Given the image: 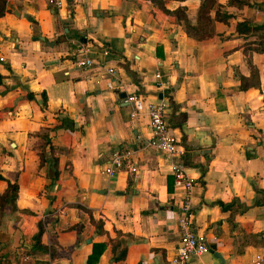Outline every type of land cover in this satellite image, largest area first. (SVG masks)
Returning a JSON list of instances; mask_svg holds the SVG:
<instances>
[{
	"label": "crops",
	"instance_id": "crops-1",
	"mask_svg": "<svg viewBox=\"0 0 264 264\" xmlns=\"http://www.w3.org/2000/svg\"><path fill=\"white\" fill-rule=\"evenodd\" d=\"M160 1H67L56 10L7 0L0 194L8 184L17 193L1 209L0 264H86L93 246L103 247L97 264H170L183 189L169 160L144 148L148 106L160 101L193 183L190 229L209 247L188 264H264V53L247 50L255 36L237 33L240 23L264 26V0H214V32L200 39L167 12L184 9L194 27L201 0ZM217 7L226 22L215 20ZM82 48L89 68L74 64ZM130 149L137 174L106 176L111 156ZM39 230L50 251L30 255Z\"/></svg>",
	"mask_w": 264,
	"mask_h": 264
},
{
	"label": "built area",
	"instance_id": "built-area-1",
	"mask_svg": "<svg viewBox=\"0 0 264 264\" xmlns=\"http://www.w3.org/2000/svg\"><path fill=\"white\" fill-rule=\"evenodd\" d=\"M47 5L53 9H62L67 1L78 2L79 0H45ZM87 51L80 49L74 59V64L77 68L84 69L93 66V60L86 57ZM4 60L0 58V62ZM107 74L115 76L113 69H108ZM158 81L157 88L161 87V75L157 74ZM137 97H132L127 100L129 103L135 102ZM168 106L160 101L152 103L148 106V117L151 127V138L144 144V148L164 155L169 160L170 173L174 178V186L183 189V202L180 205V216L178 217V224L182 230L178 246L176 248L175 256L170 260V264H188L193 258H200L209 252V247L206 241L195 235L190 229V191L192 188V181L187 177L184 169L179 164L183 153L177 148L176 141L169 133L168 125L165 121V114ZM137 116L134 110L130 117L135 119ZM136 152L134 150H122L111 156L107 162L103 173L108 177H114L121 172L129 175L137 174V167L135 163ZM28 258H25L27 260ZM258 264V261L255 262Z\"/></svg>",
	"mask_w": 264,
	"mask_h": 264
},
{
	"label": "trees",
	"instance_id": "trees-1",
	"mask_svg": "<svg viewBox=\"0 0 264 264\" xmlns=\"http://www.w3.org/2000/svg\"><path fill=\"white\" fill-rule=\"evenodd\" d=\"M152 3L161 6L162 3L160 0H149ZM178 1H186V0H178ZM202 4L200 6L199 12H198V23L196 26H191L188 23L187 17L185 15V10L182 8L177 9L176 11L170 13L173 15L179 23H182L183 28L185 29V32L188 37L192 39H200V38H206L213 34V21L210 19V13L215 7V1L214 0H201ZM229 4L231 5H245L246 3L239 2V0H230ZM7 10V0H0V18H2ZM216 21H224L226 22L229 19V16L227 14H222L220 16V9L217 7L216 9ZM237 33L239 35H252L256 37V41H254L251 45L248 46L247 50L262 54L264 53V26H248L246 22L240 23L237 25ZM255 73H253L252 77ZM255 77L256 74H255ZM2 81V77L0 76V83ZM259 85V84H258ZM256 83V86H258ZM246 87H243V89ZM43 102L45 103V96L43 95ZM49 139H46L47 145H49ZM51 151L53 150V147L50 146ZM56 166V165H55ZM54 178L57 177V172L54 173ZM0 180H3V178L0 176ZM17 193V186L8 184L7 190L0 194V223H1V209L7 204L10 197H14ZM230 206H224L221 204L222 210H227V208H231ZM245 209L244 207L241 209V212H243ZM42 231L39 230V233L34 237V245L33 247L28 251L30 255L32 254H48L50 249L47 247H44L40 243ZM103 251L102 246H93L92 253L88 257V260L86 264H97L99 257ZM124 255V253H123Z\"/></svg>",
	"mask_w": 264,
	"mask_h": 264
}]
</instances>
